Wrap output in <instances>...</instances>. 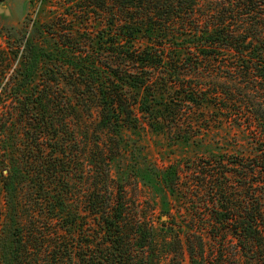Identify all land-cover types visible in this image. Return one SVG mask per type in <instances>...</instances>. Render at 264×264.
I'll use <instances>...</instances> for the list:
<instances>
[{"label":"trees","instance_id":"trees-1","mask_svg":"<svg viewBox=\"0 0 264 264\" xmlns=\"http://www.w3.org/2000/svg\"><path fill=\"white\" fill-rule=\"evenodd\" d=\"M56 2L51 23L28 33L15 73L0 79V184L8 207L0 264H76L81 110L111 139L166 125L191 141L200 119V127L238 130L234 150L208 151L185 166L138 161L132 178L159 185L164 201L178 198L181 222L165 209L172 221L160 229L145 219L128 227L124 189L99 188L91 210L112 246L88 264H264V0ZM9 58L3 53L0 66ZM63 82L75 88V101ZM110 169L98 166L102 183ZM140 234L137 252L131 241Z\"/></svg>","mask_w":264,"mask_h":264},{"label":"rangeland","instance_id":"rangeland-1","mask_svg":"<svg viewBox=\"0 0 264 264\" xmlns=\"http://www.w3.org/2000/svg\"><path fill=\"white\" fill-rule=\"evenodd\" d=\"M57 0H37L36 4H32L31 0H0V58L3 53L9 54L10 58L0 66V79L6 83L14 74V69L20 64L22 52L25 48L28 33L35 26L42 29L45 25H49L59 9ZM35 23V24H34ZM43 30V29H42ZM49 43L55 41L48 39ZM149 44L148 40L142 41ZM52 48L53 46H48ZM14 48V50L12 49ZM18 50V52H16ZM3 68H6V70ZM40 81V79H38ZM43 81L38 87H42ZM36 85V84H35ZM62 92L67 93L73 101L76 100V90L74 87L62 83ZM32 90L30 89V93ZM140 94L146 96L147 91L140 89ZM34 93V90H33ZM158 99H165L167 95L156 94ZM57 108V107H56ZM211 111H216L211 107ZM2 108L0 107V111ZM95 118L97 117L96 109H93ZM207 111V110H206ZM205 111V113H206ZM81 115V123L78 129V150L76 153L77 169H76V207H77V226L75 232L76 239V264H88L94 257V254L110 251L109 241L110 235H106L105 230L101 229L96 216L91 210L95 199V192L99 189H105L110 186L117 190L118 186L124 189L122 196L128 202L129 225L137 226L136 220L142 219L152 221L157 228H161L164 221H172L168 219L163 210L170 209L173 217L181 222L180 214L186 210L178 198L168 195L164 201L163 191L158 193L152 186H145L142 176L132 178L138 165V161L142 162L146 159L152 166L159 169H165L173 164L186 165L189 161L195 160L199 155L208 151L217 150H234L236 145L234 138L237 129H231L227 124L222 126L200 127L197 123H201V119L194 121V127L199 130L197 136L188 141L182 138L184 130L178 127L168 128L166 125L162 127L152 128L146 127L137 131H126L127 136L124 139H111L95 131V125H90V121H94L83 110L79 112ZM73 121H78L75 116H71ZM21 122H18L20 130ZM18 132V129H17ZM19 135V134H18ZM22 142L25 141L24 135L21 134ZM18 139V137H17ZM244 137L239 133L237 141L243 140ZM22 142H19L22 149ZM116 143V144H115ZM223 147V149H220ZM21 149V150H22ZM115 149L118 154H112L109 151ZM134 154V155H132ZM133 156V157H132ZM140 157V159H138ZM107 163L110 166V181L102 183L98 179V166ZM144 164L142 163L141 167ZM135 171V172H133ZM128 174L131 178H128ZM6 193L3 185L0 184V227L4 226L8 207L6 203ZM156 195H159L156 197ZM164 195V196H163ZM155 208V211L153 210ZM181 210L182 212H178ZM146 217L148 219H146ZM166 217V218H165ZM139 234V233H138ZM131 245L136 251H141V234L133 236ZM161 264H175L174 261L164 258ZM182 264H189L188 260Z\"/></svg>","mask_w":264,"mask_h":264},{"label":"water","instance_id":"water-1","mask_svg":"<svg viewBox=\"0 0 264 264\" xmlns=\"http://www.w3.org/2000/svg\"><path fill=\"white\" fill-rule=\"evenodd\" d=\"M166 218V217H165Z\"/></svg>","mask_w":264,"mask_h":264}]
</instances>
